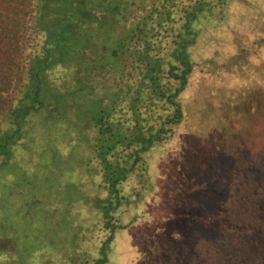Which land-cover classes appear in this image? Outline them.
I'll return each mask as SVG.
<instances>
[{"label": "trees", "instance_id": "trees-1", "mask_svg": "<svg viewBox=\"0 0 264 264\" xmlns=\"http://www.w3.org/2000/svg\"><path fill=\"white\" fill-rule=\"evenodd\" d=\"M229 13L264 47V0H0V223L16 211L56 231L18 255L107 264L154 188L147 155L185 125L179 207L137 264H264V66L209 110L183 102L217 61L194 59L204 23ZM5 241L0 226V264Z\"/></svg>", "mask_w": 264, "mask_h": 264}, {"label": "rangeland", "instance_id": "rangeland-1", "mask_svg": "<svg viewBox=\"0 0 264 264\" xmlns=\"http://www.w3.org/2000/svg\"><path fill=\"white\" fill-rule=\"evenodd\" d=\"M258 31L254 24L243 20L241 22V19L233 13H229L222 22L217 19H207L203 25L199 43L193 49V56L201 63L211 57H215L217 61L206 65L205 70H202V66L197 67L186 91L187 95L183 98L187 111L192 108L209 110L210 106L215 105L224 93L231 95L258 82L252 77L257 67L264 66L260 55L262 51L264 52V47H256L259 38H255V35H259ZM243 46L249 49L246 57L239 59V66L230 65L232 56L242 55L240 49ZM247 58H251L252 63L248 62ZM192 102L194 105L190 104ZM184 110H186L185 106ZM188 133L189 127L185 125L179 127L176 136L170 142L160 145L147 155L154 188L146 193L142 202L129 209L126 220L134 216L138 218L127 229L121 230L116 235L107 264H137L139 252L147 238L160 227L167 225L168 219L177 211L179 204L177 205L176 193L180 184L182 163L185 160L184 147L187 146ZM4 198L6 205H10L11 196ZM16 198L20 204L18 195ZM2 214L8 217L13 225L0 223L1 229L10 239H14L13 244L5 241L1 245L5 250L2 258L12 259V262L3 264H29L30 257L18 255L17 240L32 239L35 244L43 245L42 243L51 241L56 234V231L51 228L52 225L40 222L37 216L26 223L22 217L18 218L21 215L16 211L11 214L2 211ZM42 216L46 218L47 214ZM24 222L27 225H24ZM26 232L30 235L28 238Z\"/></svg>", "mask_w": 264, "mask_h": 264}]
</instances>
